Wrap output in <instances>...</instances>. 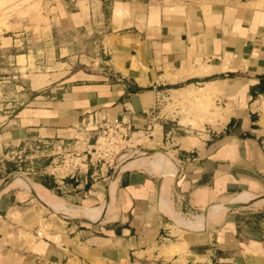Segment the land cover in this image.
I'll return each mask as SVG.
<instances>
[{
	"label": "crops",
	"instance_id": "1",
	"mask_svg": "<svg viewBox=\"0 0 264 264\" xmlns=\"http://www.w3.org/2000/svg\"><path fill=\"white\" fill-rule=\"evenodd\" d=\"M69 16L75 24L82 15ZM109 17L107 65L74 70L60 98L21 107L0 134V154L27 136L71 138L81 125L121 123L135 135L156 128L157 117L168 116L155 112L161 91L201 80L226 99L217 114L222 126L203 140L180 141L178 164L163 154L172 175L159 191L162 173L121 164L104 183L103 215L87 218L93 223L46 227L35 205H23L32 190L52 212L40 194L98 211L103 203L86 181L56 179L63 197L26 176V186L9 181L0 191V264H264V212L245 217L240 206L203 229L176 219L188 209L208 220L205 211L226 197H264V0H113Z\"/></svg>",
	"mask_w": 264,
	"mask_h": 264
},
{
	"label": "rangeland",
	"instance_id": "2",
	"mask_svg": "<svg viewBox=\"0 0 264 264\" xmlns=\"http://www.w3.org/2000/svg\"><path fill=\"white\" fill-rule=\"evenodd\" d=\"M112 2L113 0H0V134L4 132L6 123L9 128L13 126V119L21 107L32 103L47 104L60 98L68 83L65 79L72 71L107 65L109 7ZM76 10L82 16L78 20L74 19L73 24L69 15ZM206 83L207 81L202 80L194 85L182 83L161 91L155 112L168 116L157 117L160 124L156 128L160 127L159 130L147 128L135 135L121 123L106 122L102 126L89 124L87 129L81 125L78 133L67 139H32L27 136L18 144H8L0 154V178L3 183L8 179L13 182L20 180L26 186V181L30 182L24 177L26 176L63 197L62 192L58 193L53 189L57 185L55 180L71 175L73 180L86 181L96 194L94 200L102 202L104 183L121 164L129 166L125 170H142L156 177L162 172L151 166L154 158L152 151H163L166 155L169 154L168 157L171 155L175 158L178 164L179 153L176 155V149L180 146V141L190 137L203 140L208 134L212 136L216 133L222 126L217 121V114L225 107L226 99L217 84L214 83L213 90L208 91L212 85L206 86ZM180 86L184 89H176ZM91 125L97 128H91ZM130 156L142 159L122 163ZM137 162L141 164H134ZM169 162L166 164L168 168ZM89 170L94 173L92 177L87 175ZM234 194L236 193L229 195ZM27 195L29 198L23 205L26 202L35 205L40 210L39 218L46 227L59 228L65 224L77 223L71 217H63L62 214L48 210L33 194ZM40 196L48 206L56 207V204L49 205V201L56 196H51V199L41 194ZM104 205L103 203V207ZM61 206L70 207L65 204ZM196 211L186 209L181 215L189 220L186 217L192 218L199 214L192 220H202V211ZM235 211H241L245 217L254 216L264 212V204L253 206L246 203ZM223 213L224 210L221 211L220 218ZM203 220L205 222V218ZM212 224L211 221L206 222L197 229ZM170 227L176 232L186 230Z\"/></svg>",
	"mask_w": 264,
	"mask_h": 264
},
{
	"label": "bare ground",
	"instance_id": "3",
	"mask_svg": "<svg viewBox=\"0 0 264 264\" xmlns=\"http://www.w3.org/2000/svg\"><path fill=\"white\" fill-rule=\"evenodd\" d=\"M144 153V152H143ZM159 153H161V154H159ZM162 154H164V155H166L163 151H155L153 154H152V156L154 157L153 159H152V161H151V166H152V168L153 169H155L156 171H161L162 172V174L159 176V179L160 178H162L161 179V185H160V190H161V187H162V184H163V182H164V180L168 177V176H171L172 174H165V169H166V164H168L167 162H169V161H167V158L164 156V155H162ZM146 156V155H145ZM168 156V155H167ZM136 157H138V156H130V157H127L122 163H125V162H127V161H133V162H135V161H138L139 159H144V155L142 156V158H136ZM172 160H174L172 157H170ZM169 165H170V162H169ZM120 170H121V166L120 167H118ZM152 169V170H153ZM160 173V172H159ZM11 181V180H10ZM160 194V193H159ZM232 198V196H230V197H226L225 199H224V201L221 203V204H224V205H237V204H239V203H242V202H245V204L247 203V204H249V203H252L253 201H255V200H258V199H260V198H264V197H260V198H258V199H250V200H243L242 198H240V197H235L236 199H234L233 201H231L230 202V199ZM107 199L109 200V195L107 196ZM242 199V200H241ZM264 200V199H263ZM220 201H221V199L220 200H218L216 203H213L212 204V206L210 207V208H208L206 211H205V217H208V220H207V218H205L206 220H205V222H203L204 220V218L202 219V220H200V219H195V222H194V220H192V221H186V219L185 220H183V218L182 217H180L181 218V220H180V218H176V219H178V221H181V222H183L184 224H187V225H189V226H195V225H193L194 223L196 224V227H199V226H201V225H203V223H206V222H210V221H213V220H211V218L212 217H214V221H218L219 219H221L219 216H220V214H221V211L222 210H224V208L222 207V205L220 204V206H217L219 203H220ZM262 203H264V202H262ZM56 204V207H52V209L54 210V212L55 213H61L62 212V214H65V215H67V216H69V217H84L85 219H87V218H91L92 216H94V215H96V214H98V213H100V212H102V214L101 215H103V210H104V207L102 206V207H100V209L97 211V209H96V211H91L90 209H87V208H85V207H83V206H70L69 208L68 207H62L61 205V202L60 201H58V200H50L49 201V205H55ZM47 206V205H46ZM109 206V205H108ZM113 206V205H112ZM49 207V206H48ZM60 207V209H62V210H60V209H58ZM49 208H51V207H49ZM59 211V212H58ZM83 211L87 214H84L83 213ZM213 212V216L211 215H209V213L210 212ZM113 213V210H112V208L109 206V209L107 210V215H109V216H111V214ZM100 215V216H101ZM177 215V214H176ZM209 215V216H208ZM108 217V216H107ZM111 218V217H110ZM87 220H89V221H92V220H90V219H87ZM178 223V222H177Z\"/></svg>",
	"mask_w": 264,
	"mask_h": 264
},
{
	"label": "water",
	"instance_id": "4",
	"mask_svg": "<svg viewBox=\"0 0 264 264\" xmlns=\"http://www.w3.org/2000/svg\"><path fill=\"white\" fill-rule=\"evenodd\" d=\"M120 171V169L119 168H117V170L115 171V173L113 174V176H115L118 172ZM161 179L162 178H160V179H158V191H159V188H160V185H161ZM10 181V179H8L5 183H3L1 186H0V191L2 190V189H4L5 188V186L7 185V183ZM31 193L34 195V197L35 198H37L38 199V196L31 190ZM216 202V201H215ZM104 206H106V204H107V199L105 200V202H104ZM245 204V202H242V203H239V204H237V205H224V204H221L222 205V207L224 208V211H227V210H233V209H236V208H238V207H240V206H243ZM203 212V211H202ZM197 215H199V214H197ZM73 219H76L77 221H81V222H87V223H93L92 221H89V220H87V219H85L84 217H72Z\"/></svg>",
	"mask_w": 264,
	"mask_h": 264
}]
</instances>
